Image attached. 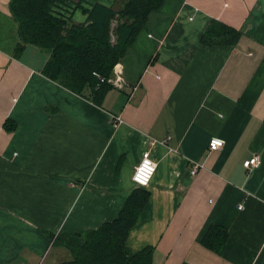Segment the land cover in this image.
Masks as SVG:
<instances>
[{
  "label": "crops",
  "instance_id": "crops-1",
  "mask_svg": "<svg viewBox=\"0 0 264 264\" xmlns=\"http://www.w3.org/2000/svg\"><path fill=\"white\" fill-rule=\"evenodd\" d=\"M81 8L66 14L85 22ZM212 19L239 39L202 44ZM18 38L9 0H0V264L68 259L53 238L80 244L135 189L148 198L128 254L149 246L151 264H264V0H162L116 62L119 85L112 68L100 105L44 75L36 46L16 57ZM211 137L224 147L210 149ZM146 147L157 167L137 186ZM253 155L259 164L244 168ZM211 225L227 231L220 253L201 241Z\"/></svg>",
  "mask_w": 264,
  "mask_h": 264
},
{
  "label": "trees",
  "instance_id": "trees-1",
  "mask_svg": "<svg viewBox=\"0 0 264 264\" xmlns=\"http://www.w3.org/2000/svg\"><path fill=\"white\" fill-rule=\"evenodd\" d=\"M68 1L74 2L73 9L81 8L82 0H9L10 13L18 24L14 55L18 57L27 44L36 46L47 56L41 68L44 75L100 105L111 87L107 80L113 65L124 56L148 14L159 8L162 0H126L119 8L93 3L81 8L86 14L85 22H75L65 14ZM239 37L236 28L212 19L200 41L205 45H227ZM147 198L144 190L132 191L118 215L82 233L80 244L55 236L54 242L62 243L70 256L56 264H151V247L136 254L124 249L128 231ZM227 237L222 226L211 225L201 241L220 253Z\"/></svg>",
  "mask_w": 264,
  "mask_h": 264
},
{
  "label": "built area",
  "instance_id": "built-area-1",
  "mask_svg": "<svg viewBox=\"0 0 264 264\" xmlns=\"http://www.w3.org/2000/svg\"><path fill=\"white\" fill-rule=\"evenodd\" d=\"M70 7L65 8L66 11H69L72 7L69 3ZM66 14V12H65ZM113 39V35H112ZM119 68L120 65L116 63L113 67L114 76L111 78V82L115 85H119L121 83V76L119 75ZM101 80H103L101 78ZM108 81V80H107ZM111 83V84H112ZM114 120L120 121V118L118 116L114 117ZM155 140H150V144H155ZM208 145L210 149L220 150L224 147V140L218 137H211L208 141ZM259 163L258 157L256 155H253L243 161V166L246 169H251L252 167L257 166ZM200 167V164L194 163L191 168V173H195L196 170ZM156 169V162L152 158L150 154V148L146 147L142 150L140 159L138 163L135 165L131 179L137 186H147L155 172ZM240 208L241 206L238 205Z\"/></svg>",
  "mask_w": 264,
  "mask_h": 264
},
{
  "label": "rangeland",
  "instance_id": "rangeland-1",
  "mask_svg": "<svg viewBox=\"0 0 264 264\" xmlns=\"http://www.w3.org/2000/svg\"><path fill=\"white\" fill-rule=\"evenodd\" d=\"M69 3L71 4V1H69ZM71 7H74L73 5H71ZM66 15H68V14H66Z\"/></svg>",
  "mask_w": 264,
  "mask_h": 264
},
{
  "label": "bare ground",
  "instance_id": "bare-ground-1",
  "mask_svg": "<svg viewBox=\"0 0 264 264\" xmlns=\"http://www.w3.org/2000/svg\"><path fill=\"white\" fill-rule=\"evenodd\" d=\"M113 122V121H112ZM151 154V153H150ZM259 164V163H258ZM157 167V166H156ZM245 168V167H244ZM156 170V169H155Z\"/></svg>",
  "mask_w": 264,
  "mask_h": 264
}]
</instances>
